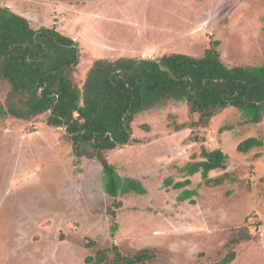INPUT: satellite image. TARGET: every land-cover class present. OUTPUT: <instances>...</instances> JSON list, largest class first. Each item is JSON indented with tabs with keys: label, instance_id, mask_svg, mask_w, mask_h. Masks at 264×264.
<instances>
[{
	"label": "rangeland",
	"instance_id": "1",
	"mask_svg": "<svg viewBox=\"0 0 264 264\" xmlns=\"http://www.w3.org/2000/svg\"><path fill=\"white\" fill-rule=\"evenodd\" d=\"M32 29H54L76 44L70 80L82 88L94 62L215 49L226 67L264 61V0H0ZM214 46V45H213ZM10 87L0 78V107ZM264 110V109H263ZM207 120L183 102L136 115L131 140L105 153L144 195L114 200L97 159L78 158L48 113L0 116V264H264V111L246 122L228 106ZM256 138L246 154L237 146ZM226 155L205 185L186 165L201 149ZM172 183L196 195L179 201ZM201 184V186H198ZM114 211L115 216L110 215Z\"/></svg>",
	"mask_w": 264,
	"mask_h": 264
},
{
	"label": "trees",
	"instance_id": "2",
	"mask_svg": "<svg viewBox=\"0 0 264 264\" xmlns=\"http://www.w3.org/2000/svg\"><path fill=\"white\" fill-rule=\"evenodd\" d=\"M217 44L214 42L201 58L173 53L158 59L97 61L79 89L70 80L78 61L74 41L54 29L34 30L25 18L0 7V78L10 87L0 116L29 120L48 113L47 125L64 128L76 157L99 161L103 191L118 209L120 196L146 193L138 180L121 177L105 157L107 151L128 144L130 123L136 115L174 101L186 103L189 114H199L202 119L209 120L214 110L231 106L246 122H260L264 61L258 66L226 67L215 49ZM132 98V111L124 125ZM259 147L261 141L248 138L237 151L246 154ZM200 156L201 161L186 165V175L199 173L203 184H220L221 179H212L209 173L225 169L226 155L202 148ZM189 183L168 180L166 185L181 190L179 201L194 204L191 198L197 193L187 189ZM110 215L115 216L113 210ZM233 256L221 264H230Z\"/></svg>",
	"mask_w": 264,
	"mask_h": 264
},
{
	"label": "water",
	"instance_id": "3",
	"mask_svg": "<svg viewBox=\"0 0 264 264\" xmlns=\"http://www.w3.org/2000/svg\"><path fill=\"white\" fill-rule=\"evenodd\" d=\"M78 59H79V54H78ZM142 59H150V58H144V57H142V58H139L138 60H142ZM161 69L164 70V71H169L165 66H161ZM62 70L64 71V70H66V68H64V69H62ZM36 88L39 89L38 86H37ZM132 106H133V98H132V100H131V103H130V107H129V109H128L126 115H125L124 118H123V124H124V125H125V122H126V118L130 115V113H131V111H132ZM130 140H131V138H130ZM130 140H129V142H130ZM129 142H128V143H129Z\"/></svg>",
	"mask_w": 264,
	"mask_h": 264
},
{
	"label": "crops",
	"instance_id": "4",
	"mask_svg": "<svg viewBox=\"0 0 264 264\" xmlns=\"http://www.w3.org/2000/svg\"><path fill=\"white\" fill-rule=\"evenodd\" d=\"M140 58H142V57H140ZM144 58H151V57H144ZM154 59V58H153ZM232 263V262H231Z\"/></svg>",
	"mask_w": 264,
	"mask_h": 264
},
{
	"label": "flooded vegetation",
	"instance_id": "5",
	"mask_svg": "<svg viewBox=\"0 0 264 264\" xmlns=\"http://www.w3.org/2000/svg\"><path fill=\"white\" fill-rule=\"evenodd\" d=\"M53 127V126H52Z\"/></svg>",
	"mask_w": 264,
	"mask_h": 264
}]
</instances>
